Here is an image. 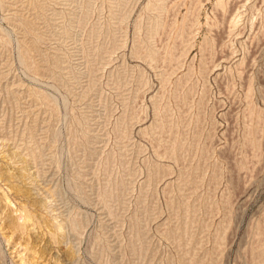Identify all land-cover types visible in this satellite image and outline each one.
<instances>
[{
    "label": "rangeland",
    "instance_id": "374dc122",
    "mask_svg": "<svg viewBox=\"0 0 264 264\" xmlns=\"http://www.w3.org/2000/svg\"><path fill=\"white\" fill-rule=\"evenodd\" d=\"M0 264H264V0H0Z\"/></svg>",
    "mask_w": 264,
    "mask_h": 264
}]
</instances>
